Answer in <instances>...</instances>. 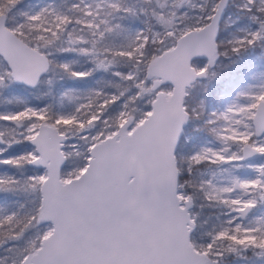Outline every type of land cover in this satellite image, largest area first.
Listing matches in <instances>:
<instances>
[{
  "label": "snow or ice",
  "instance_id": "obj_1",
  "mask_svg": "<svg viewBox=\"0 0 264 264\" xmlns=\"http://www.w3.org/2000/svg\"><path fill=\"white\" fill-rule=\"evenodd\" d=\"M20 5L0 0V94L73 83L0 110V193L24 196L0 204V264H264V73L211 111L191 91L264 56V0Z\"/></svg>",
  "mask_w": 264,
  "mask_h": 264
},
{
  "label": "trees",
  "instance_id": "obj_2",
  "mask_svg": "<svg viewBox=\"0 0 264 264\" xmlns=\"http://www.w3.org/2000/svg\"><path fill=\"white\" fill-rule=\"evenodd\" d=\"M50 2L60 5L63 2V0H21L20 7L22 8V10H29L30 8L35 9V8L43 6L44 4H47ZM68 2L70 3V0H68ZM129 2L132 3L133 0H129ZM134 20L135 19H132V18H126L122 21V23H124L125 25L133 26ZM222 60L223 61L218 62L214 67L213 71L217 73L216 77L212 79L211 81L207 80L208 81L207 95L212 96L214 99H217L221 95L223 90L227 88L232 89V87L234 88V83L238 76V73L236 71V66L238 67V69L240 68L241 73H245L247 71L246 65H245V69L242 70L241 63H238V64L232 63V60H234V58H232V60H229L228 58L224 57ZM72 83L73 82L71 81L62 82L59 80H55L52 86L41 85L38 89H33V90L27 89L24 86L19 85V84H14L11 86V88L13 91L31 93L32 95H33V92L34 93L35 92L36 93L48 92V95L44 98L45 101L51 102L55 106L58 107V104L60 101V92L62 88L65 86V84H72ZM189 143L196 144L192 142V140L189 141ZM14 150L16 152L18 151V149H14ZM13 197L14 196H12L11 194L0 193V204H4V206L7 208H14L15 203H14ZM215 212H219V209H214V208L204 209L205 216H207L209 213H215ZM0 254H3V253L0 252ZM247 256L249 257L248 260L230 258V264H255V257L253 256V254L251 252H248Z\"/></svg>",
  "mask_w": 264,
  "mask_h": 264
},
{
  "label": "rangeland",
  "instance_id": "obj_3",
  "mask_svg": "<svg viewBox=\"0 0 264 264\" xmlns=\"http://www.w3.org/2000/svg\"><path fill=\"white\" fill-rule=\"evenodd\" d=\"M139 24H140V21L138 19H135L133 26H139ZM221 60L222 59L220 57L218 59V62H220ZM204 62H206V58L205 57H196V58H194V63L202 64ZM250 69L253 70L251 64H250ZM251 72L250 71L247 72V74L245 75L244 80L242 82H240L239 84L234 85L235 89L232 87V89L227 88V89L223 90L221 95L217 99H214L212 96H208L207 93L206 94L204 93L205 86H208V81L207 80H203V81H199V82L195 83L193 88H192V90H191L192 91V95L194 97H197V98L202 96V95H206L207 109H210V111L214 110L216 108H222L224 106V104L229 102L235 96L236 92L239 91L242 87H244V86H246L248 84H251V83L258 82V80H254L253 79V76L255 74L256 77L259 78V74L260 73L258 74V71L256 73H254V74L251 73ZM261 73H264V71H262ZM251 74H252V76H251ZM39 94L40 93H36V92L35 93L33 92V95L31 93L14 92L10 88L9 90L4 91L2 94H0V95H2L1 101H0V110L16 107L15 102H14V96L15 95H21V96L25 97L26 99L31 100V102L36 103L37 101L35 100V96H37ZM223 97H224L223 102L221 104H219V102L221 101V99H223ZM190 99H191V97H190ZM9 100H13V102L12 103H8ZM67 106H68L67 102H65V107H67ZM58 107H59V104H58ZM192 129L188 128L187 135L192 137V141H194V143H196V145H199L200 143H203L205 140H213V137L211 135L207 134L206 132H204V131L194 132V131H192ZM14 149H18V151L21 150L19 148V146H15L11 150H14ZM254 162H255L254 160H250V161L244 162V164L247 165L248 163H254ZM4 170H5V166H0V171H4ZM9 171H14V170H10L9 169ZM212 172H216V179L217 180H221L222 178L226 180V178L230 177L233 174H237V175H240V176H248V175L252 174L251 169H249L246 166L242 167L241 169H239L238 172H235V173H233V171H231V170L222 171V170H219V169H216V168H212V169L206 171V178H207V176H210ZM23 199H24V196L22 194L18 195L17 197H13V200H14V203H15L14 204L15 207Z\"/></svg>",
  "mask_w": 264,
  "mask_h": 264
},
{
  "label": "flooded vegetation",
  "instance_id": "obj_4",
  "mask_svg": "<svg viewBox=\"0 0 264 264\" xmlns=\"http://www.w3.org/2000/svg\"><path fill=\"white\" fill-rule=\"evenodd\" d=\"M223 58L224 57H221V59H223ZM233 58H234V60H237L236 64H238V63L242 64V70L245 69V65H246V69H247V71L245 73H241L240 68L238 69V67L236 66V71L238 73V76H237V79L235 80L234 85L242 82L244 80L245 75L249 71L250 72L252 71L251 73H253V74L256 73L257 71H258V74L261 73L262 71H264V56H261V50L260 49H256L253 52L245 54V56L242 60H238V58H236V57H233ZM221 61H223V60H221ZM250 64L252 65L253 70L250 69ZM251 76H252V74H251ZM254 76H256V75L254 74ZM234 89H235V87H234ZM11 90H12V88H11ZM14 92H16V91H14ZM22 93H24V92H22ZM1 97H2V95H0V101H1ZM223 100H224V97H223V99H221L219 104H221L223 102ZM207 110L210 111V109H207ZM199 123H201V121H193L187 127L189 129H192L196 124H199ZM192 142H194V141H192ZM14 152H16V151L10 150V153H14ZM248 161H250V160H248Z\"/></svg>",
  "mask_w": 264,
  "mask_h": 264
}]
</instances>
